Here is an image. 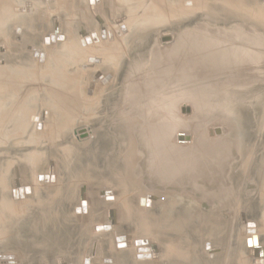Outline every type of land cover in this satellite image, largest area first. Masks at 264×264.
Wrapping results in <instances>:
<instances>
[{"label": "rangeland", "instance_id": "1", "mask_svg": "<svg viewBox=\"0 0 264 264\" xmlns=\"http://www.w3.org/2000/svg\"><path fill=\"white\" fill-rule=\"evenodd\" d=\"M40 1L41 4L43 3V7L39 8L41 10L37 12L36 20H41L40 12L42 10L45 12V16L42 14V17L44 16L42 20L44 21L39 20V23H41L39 30L36 29L38 27H29L26 19L16 22V28H19L20 35L13 31V22H7L6 25L0 28V30L8 33V39L5 42L2 41L6 43L3 44L6 49L2 50L3 53L0 58L7 59V62H5L6 65L0 66V79L4 75V78L10 80L12 86H9V93L13 90L11 97L7 100V105H5L7 107L6 114H0L6 116L4 122L0 123V164L4 166L3 173L9 182V187L16 188L14 183H11L14 178L15 182L18 180L17 178L20 180V175L16 174L15 171L16 167L18 169H21V165L28 167L30 165L29 153L31 154L37 148L41 155L36 165H39V169L44 167L43 170L53 166L54 178L51 186L39 183L38 194L29 196L27 199L24 196V198H20L21 201H19L20 199L12 201L9 192L6 191L3 199L6 201L4 205L11 207V211L9 210V213H11L10 220L26 223L31 220L32 216L34 217L35 211L42 208L50 209L49 214L54 215L52 217L54 220L55 218L58 221L63 219L66 220V223L67 221L69 223L67 235L53 237L57 241L54 240L56 243L55 247L51 248V253L48 248L46 251H43V247L31 249L29 253L36 255L32 258V264H57V257L63 258V262H67V264H79L78 261L83 264H143L141 260L135 259V249L138 247L140 239L145 241L146 245L157 247L156 253L158 255L160 252L162 253L163 246L167 245L168 248H175L174 254L161 257L155 264H220V261L221 264H236V262L238 264V261L242 258V255L239 254L241 249V251L247 249L246 256H248L250 264H252V259L253 263L256 264L254 257L252 258V254H255L254 249L258 248L261 254L264 253V4L262 0H223L216 7H204V2L192 0V5H186V8L189 7L193 11L191 17H189L190 19L182 17L176 20L170 16H163L159 22L147 26H144L140 20V7L149 4L150 1L116 0L114 7L111 8L107 5V8H103L106 15L100 19H97L92 12L88 11L86 0H78L79 2L70 0L68 6L72 8V11L67 10V14L63 12L64 15H59L63 14L62 11L65 7L63 4L58 12L52 10L50 1V3H44L42 0H38L39 3ZM66 1L69 0H65L64 5ZM97 2H100V0H97ZM183 4L178 1V4H176L178 9L177 6H174L173 9L178 11V14H183L184 9L181 7ZM239 6L243 9L237 10L236 8ZM66 15L70 17V19L67 18V23L64 20ZM87 15L93 18L92 28L98 26L103 31L104 28L109 26L108 29H114L118 35L120 32L125 33V43L120 40L119 48L115 51L111 49L105 51L107 57L104 60L102 59L101 63L98 60L93 61L94 64L90 63L86 67L83 65L86 58L82 59L74 53H69L68 50L63 49L64 46L62 45L65 43V39L68 41L67 44L72 42L70 38L72 33L78 35L81 28H84L85 31L93 30L91 27L85 26L89 24V20L86 18ZM72 18L78 20L74 22ZM59 21L61 22L59 23ZM188 27L192 28L194 35L201 34L204 37L197 38L194 42L202 39L204 41L210 40L219 46L220 43L223 44V47L227 49V56L237 53L238 56L246 57L253 53L256 58L255 62L251 63L248 62L250 60L248 57L247 61L244 60L240 66H235L236 70L222 71L219 75L213 73L212 69H208L206 65H194V72L191 76L194 102L193 104L191 102H181L179 105V112L182 116H192L195 111L197 116L199 115V120L195 126L196 132L194 131L196 134H194L195 146L198 145V149L195 147L197 151L194 148V153L197 157L199 156L201 159H207L208 157L211 160L216 153L213 150L210 151L211 146H206L205 141H203L205 137L215 140L223 136L229 140L226 146L229 145L230 148L233 145L232 141H235L233 155L227 157L229 164L225 182L217 181L215 177L217 178L218 175L214 176L211 173L213 175L211 177L210 173L207 172L208 177H198L196 181L189 184L184 182L171 184L170 180L164 181L161 176L150 174L149 168H147L150 159L144 157L141 152L135 159L133 176H129V173L126 174L118 168L117 162L120 163L121 159L115 158V160L112 154H109L110 159H106L107 154L96 153L94 156L91 155L86 158L81 155L80 164H83V168H80L81 173L77 170L76 165L78 166V164L74 162L73 158L70 160L65 158L64 160L67 151L65 141L72 142L73 136L79 139V134L83 135L82 140H80L82 143L87 140L93 142L96 139L103 143L111 138L116 140L118 146H121L127 140L126 134L122 131L125 127L126 131L131 133V144H141V142L146 141L142 135L140 122L127 115L128 110L131 109L130 106L134 104L130 101V94L136 93L143 78L150 77V73L147 72L150 57L148 55L141 56L142 43L140 39L143 36L137 32L141 29L145 30L146 39L144 40L146 42L151 41L154 32L158 35L155 44L162 48V54L165 58L164 63L167 65L166 56H168L169 50L165 48L175 41L179 35L181 36L182 32ZM98 28L95 30L96 36L98 35ZM49 32L54 34L45 37L44 44L47 46L49 58H55L56 60L51 59L52 61H50L51 72L47 71L46 75L41 76V72L46 71L47 64L33 61L31 50L32 48H40L42 37L48 35ZM28 36H30V39ZM51 36H54V42L49 40V43H47L46 38ZM56 36L63 39H56ZM73 37L75 36L73 35ZM97 39H99L98 36ZM58 41L60 43H57ZM102 42L101 45L107 44L106 36L103 37ZM11 45L17 46L18 50L8 49V46ZM20 59L26 60L24 62L26 65L29 62L28 59H30L31 66L35 70L28 74L12 66L19 63ZM57 60H60L62 64H67L66 71H64L63 66L56 62ZM96 63L97 66H95ZM101 66L107 68L99 69ZM106 72L107 74H105ZM100 76L102 77L100 78ZM107 76L108 79H106ZM104 79H106L105 82H103ZM69 84L76 85L81 89L80 97L73 98L66 95L68 91L63 86ZM107 84L109 85L107 86ZM88 86L91 89H88V96H86L85 91ZM27 88L32 89V92L35 88V92L31 93L29 97L24 96L22 93V90ZM94 92L95 95L93 96ZM219 94L221 95L218 96ZM236 94L240 95L236 100L237 102L234 101ZM223 95L234 97V99L228 101V104L221 107L227 109L226 114L220 111L221 108L218 107L221 102L220 98ZM181 96L183 97V92H181ZM233 102L240 104V107L237 106V108L242 117L237 121L235 128L230 123L232 121L230 110L235 106ZM243 104L244 106H242ZM65 107L68 110H73V112H65ZM59 109L64 112L60 113ZM27 110L28 113L25 114L24 112ZM203 111H205L204 114ZM220 112L223 113H221L222 117ZM234 115L236 116V112ZM27 116L33 118L31 120L32 126L30 125L29 130H23L19 126L21 125L20 121L27 118ZM18 118H20V121H18ZM41 118L50 120L53 123L56 119L59 121V119L67 118L66 124L69 132L63 138L65 141L60 140L61 138L50 140L49 132L42 134L36 131L34 122ZM127 119L132 121L128 126L123 124ZM56 125L58 126V124ZM6 127H8L7 130H5ZM24 133L28 136L26 137ZM36 137L39 140L37 146L34 145V140H37ZM105 147L103 146V148ZM201 153H205V155ZM89 163H91V166L84 168ZM234 163L237 168L232 173ZM131 167H133V163ZM232 174L238 176L237 185L233 184ZM210 177L213 179L209 180ZM24 180L25 178H22L21 183L28 182V180L26 182ZM33 181L36 180L30 178L29 184L32 185ZM67 184L70 185L69 188L72 187V190L68 189L66 193H64V190L63 192H57L56 188L64 187L63 185ZM27 187H29V193L26 194L30 195V186L25 188ZM110 188L117 190L118 193L111 189L112 197L110 195L103 196L102 191L108 192L107 189ZM187 188L203 195L202 198L205 202L197 210L194 209L193 215H189V211L186 210V206H188L186 202H189L186 200V196H190V194L187 193L188 191L183 192V189ZM82 191H84L83 196L86 198L87 203L89 201L90 211H93V214L96 215V220L91 225L87 223V218H89L86 215L88 214L87 211L79 213V215H86L83 219L73 213L74 206L79 204ZM142 195L152 197L155 202H162L161 207H165V211L159 210L160 206L156 207L155 203L152 204L155 209L152 207L149 209L139 207L138 199ZM177 196L181 198H177ZM39 200H41V203ZM173 200V208L171 209V201ZM33 204H39V206ZM113 210L115 211L114 216H116L114 219L116 231L118 234L127 236L125 240L128 241L129 249L124 253L121 249H115L112 240L109 253L103 254L105 251H101V249L108 248L103 247L105 237L102 235L97 236L93 226L96 223L108 222L109 213ZM166 213H170L174 220H163L162 216ZM251 219L255 220V234L257 235V246L255 247L251 243L253 248L247 245V239L251 240V238H248L250 234L247 231L250 227H247V222ZM71 221L74 223L80 222L85 229L84 234L87 235L83 239L84 244L82 247L84 248L81 247L80 249V255L84 256L83 258L77 259L75 255L67 254L65 251V248H68L72 252L75 244L72 237L76 234H74L75 229H73V232L70 231ZM208 233H211V238L206 236ZM220 234L224 240L221 239ZM211 239L215 240V244L212 242L209 249L204 251V241ZM221 240L223 241L221 242ZM50 245L53 247L52 243ZM58 247L64 250L56 257H52ZM145 249L149 250L150 248ZM251 249L252 253L250 254L249 250ZM2 250L0 249V253H9L10 250L13 251L10 253L16 252V255L0 256L4 257L5 260L3 261L8 262L9 260L6 259L8 258L11 261L14 259L15 264H24L23 258L27 249L16 246L15 251L10 247H3ZM44 253V256H38ZM214 253L216 257L212 258L211 254ZM110 256L113 260L111 262L109 261Z\"/></svg>", "mask_w": 264, "mask_h": 264}, {"label": "bare ground", "instance_id": "2", "mask_svg": "<svg viewBox=\"0 0 264 264\" xmlns=\"http://www.w3.org/2000/svg\"><path fill=\"white\" fill-rule=\"evenodd\" d=\"M42 1L44 3L50 1L51 3L50 2L49 3L52 7V10H54V11L57 10L59 12L61 10L60 6L62 4H63V6L66 7V8L64 7L62 13L64 12L65 14H67L68 11L69 12L72 11V8L70 6H68V5H70L69 4L70 0L66 1L65 5H64L65 0H46V1L42 0ZM142 1L143 2L150 1L149 4H146L143 7H140V9H141L140 20L144 26L159 22L163 16H167V17L170 16L171 18H174L176 20H177V18L179 19L182 17L186 18V19H190L189 17H191L192 12H193L189 7L186 8V5H192V0H142ZM178 1H180V4L184 3L183 5H181L182 9H184L183 14H178V11L173 9L174 6H177L176 4H178ZM200 1L204 2L203 3L204 7H216L219 4H221L223 0H200ZM72 2H79V1L78 0H72ZM186 2H188V4H186ZM262 2L264 4V0H262ZM86 4L88 6V11L92 12V14L95 15V17L97 19L98 18L100 19V18L105 17V15H106L105 10L103 8L104 7L107 8V5H109V7L111 6V8L114 7L116 5V0H100V2H97V0H86ZM173 4H175V5H173ZM42 5H43V3L41 4V1L39 3L38 0H0V20H1L0 21V28L2 26L6 25L7 22H10V23L13 22V24H14V26H13L14 30L13 31H16L19 34L20 32H19V28H16V25H17L16 22L20 21L22 19H26L29 27H31V26L33 28L38 27L36 29L39 30L41 23H39L40 19L38 21L36 20V15H37V12H39L41 10L39 8L43 7ZM92 7H94V8H92ZM176 8L178 9V6ZM236 9L242 10L243 8H241V6H239ZM40 13H41V17L40 16L39 17L42 20V18L45 16V14H44L45 12L42 10ZM64 13L59 14V15H64ZM42 14H44L43 17H42ZM72 15H75V14H72ZM67 16L68 15L65 16L66 17L65 19L63 18L64 20H66V23H67V18L70 19V17H67ZM72 17H74V16H72ZM86 18H88L89 22H88V20H86V21L89 24H87L85 26L88 28L91 27V29H93V30L85 31L84 28H81L80 31L78 32V35L72 33V37H70L72 39V42H69V44H67L68 41H67V39H65L66 40L65 43L62 45V46H64L63 49L68 50L69 53H74L82 59L86 58L85 62L83 64L84 66L89 65L90 63L94 64L93 61H97V60H98V62L101 63L102 59L104 60L107 57V56H105L107 54V52H105L106 50L111 49V50L115 51L117 48H119L120 40L122 41V43H125V39H124L125 33L120 32L121 34H123L121 36L119 33V35L121 36L120 37L117 34V32L114 31V29L110 30V29H108L109 26L106 27L105 25H104L106 27V28H104L105 33H103V31H101V27L98 28V26H96L98 28V32H97L98 35L97 36L99 38V39H97V36L95 35V30L97 28H92L93 18L89 17L88 15L86 16ZM75 20L77 21L78 19L72 18V21L76 22ZM42 21H44V20H42ZM61 21H63V20H61ZM61 21H59V23ZM59 23H58V26H59ZM43 29H41V30H43ZM144 31H145L144 29H141L137 33H139L140 35H142L144 37V38L142 37V39H140V41L142 43L141 56L145 57V55H148L150 57L149 58V68H147V72L150 73V77L143 78L141 80V82L139 83V87L136 90V93L133 92L132 94H130V98H131L130 101H131V103H134V104H133V106H130L131 109L128 110L129 112L127 113V115L132 116L133 118H135V121L140 122V124H141L140 128L142 129V135L144 136V138L146 140L145 142H141V144H139V143L131 144V142H130L131 141V137H130L131 133L129 131H126L125 127L122 131L124 134H126L127 140H125L124 144L121 146L120 145L118 146L116 143V140H113L111 138H108L107 142H103V143H100V140H98V139L93 140V142H89L87 140L85 143H82L80 140H82L83 135H81V134L78 135L79 139H77L76 137L73 136V138L71 140L72 142H67V141L63 140V138L69 132V129L67 128V124H66L67 118H65V119L62 118L63 120L59 119V121H57V119H56L55 123L58 124V126L50 120L41 118V119L36 120L34 122L35 130L41 132L42 134L49 132L50 140H52V138H55V139L61 138L60 140H63V142L65 141L66 142L65 144H67V147H66L67 151H66L63 159L65 160V158H66V159L70 160L73 158L74 162L76 164H78V166L76 165V168L80 173H81L80 168H83V164H80L81 163V155H83V157L86 158V157H89L91 155L94 156L96 153H98V154H107L106 159H110L109 154H112L114 159L115 158L121 159L120 163L117 162L118 168H120L121 171H124L126 174L129 173V176H133L132 171H133V168L135 167V159L140 155V152H141L144 154V157L150 159V163L147 167V168H149L150 174L161 176V179L163 178L164 181L170 180L169 182H171V184L175 183V182L178 184H181L182 182L189 184L191 182L196 181L197 180L196 178H198V177H208L207 172H209L210 175H211V173H213L214 176L218 175L217 178L215 177V179H217V181L219 180L220 182H225V180L227 179L228 164H229L227 157L229 155H233L235 141H232L233 145L230 148V147H228L229 145L226 146V144H228L227 142L229 141V140H227V138L222 136V137L216 138L215 140H210L209 138H206L205 137L206 135L204 134L205 140H203V141H205L206 146H208V147L211 146L212 149L210 151L213 150V152H216V153L213 156V159H211V160L208 157H207V159H204L202 156L201 157L203 159L199 158V156L197 157V155H195V153H194V148L195 147L197 148V146H198L197 144H198L199 140L196 143L197 146H195L194 134L196 132L195 126L199 120V115L197 116V114L195 113L196 111H195V112H193L192 116H188V115L182 116L179 112V105L181 102H191L192 104L194 102V97H193L194 94H193V89H192V84H191V79H192L191 76L194 72V68H193L194 65L195 66L196 65H199V66L200 65H202V66L206 65L208 67V69H212L213 73L219 75V73L222 71L236 70V67L240 66V64L244 60L247 61L248 57L250 59V60H248V62H251V63L255 62L254 61V60H256L255 56L253 55V53L249 54L246 57L242 56V55L238 56L237 53H233L232 56H227V49H226V47H223V44H221V43L219 46L218 44L213 43L210 40L204 41L203 39L200 41L196 40V42H194L195 39L200 38V37L204 38V37L201 34H195L194 35V33H192L193 32L192 28L188 27V28H186V30H184L182 32L181 36L179 35V37H177L175 41H173L171 44H168L167 47L165 48L166 50L167 49L169 50L168 56H166L167 57V65H166L164 63L165 58H164V55L162 54V52H163L162 48L159 46H156V44H155V39L158 35L155 34V32H154V35H153V38L151 39V41L146 42V40H144V39H146L145 35H144L145 34ZM178 33H179V31H178ZM51 34H54V33L49 32L48 35H45L42 37V46L40 48H32V50H31V55L33 57V61L35 60L38 63H46L47 64L46 71L41 72V74H40L41 76L46 75L47 71L51 72L52 66L50 64V61L56 60L55 58H53V59L49 58V55H47V46L44 44V38L49 37ZM126 34H128V33H126ZM7 35H8V33H5L4 30H0V57L3 53L2 50L6 49L3 46V44H6L4 42H5V40L8 39ZM73 35L75 37H73ZM132 35H134V33H132ZM105 36H106V43L107 44L101 45L103 43L102 42L103 37H105ZM28 38L30 39V36H28ZM47 39L48 38H46L45 41L47 43H49V40L47 41ZM56 39H57V36H56ZM2 41H4V42H2ZM57 43H60V42L58 41ZM234 47L236 48L237 46H234ZM17 48L18 47L15 45L8 46V49H10L12 51H15ZM42 55L44 56V58L41 57ZM20 60L21 61L19 63L13 64L12 66H15L20 71H22L24 73H28V74H29V72L35 70V68L31 66L30 59H28L29 62L27 63V65L24 63L26 60H23V59H20ZM5 62H7V59H1L0 58V66L6 65ZM56 62L59 63L60 66L64 67L63 68L64 71L67 70V68H65L67 66V64H62L60 60H57ZM95 66H97V63ZM164 66H165V68L167 66V68L166 69L163 68ZM48 68H49V70H48ZM100 68L106 69L107 67L101 66V67H99V69ZM43 70H45V69H43ZM105 74H107V72ZM108 78L109 77L107 76L106 79H108ZM105 80H103V82H105ZM12 81H14V80L12 79ZM108 85L109 84H107V86ZM9 86H12V82L10 80H8L7 78H4V75H3L0 79V114H2V113L6 114V111H7V107L5 105H7V103H8L7 100L9 99V97H11V94L13 92V90H12L11 93H9L10 92ZM63 87L67 89L68 93L66 95L68 97H73V98L74 97H80L81 89L79 87H77L76 85L69 84L67 86L64 85ZM33 89H34L33 92H32V89H30V88L23 89L25 91L22 90V93L24 96L29 97V96H31L30 95L31 93L33 94L35 92V88H33ZM88 89H91V88H89V86L86 88V91H85L86 96H88L87 95ZM43 91H45V90H43ZM77 92H79V93H77ZM181 92H183V97L181 96ZM94 95H95V92H94L93 96ZM220 95L221 94H219L218 96H220ZM239 96H240L239 94H236V99L234 101H236L239 98ZM111 97H113V95H111ZM232 99H234V97L228 96V95H223V97L220 98L221 102L218 105L219 109L222 107V105L228 104V101H230ZM236 102H233L235 104V106H233L230 110L231 111L230 117L232 119V121L230 123L233 124L232 126L234 128L236 127L237 121L242 118L241 113L237 108V106L240 107V104H237ZM242 106H244V104ZM64 111L67 113H69L70 111L73 112V110H68L66 107L64 108ZM64 111H60V109H59L60 113L64 112ZM210 111H211V109H210ZM220 111H222L224 114H226L227 109L225 110V109L221 108ZM234 111L236 112V116L234 115V113H235ZM204 112L205 111H203V114H204ZM222 112H220V114ZM24 113L25 114L28 113V110ZM211 114H212V111H211ZM222 114H221V117H222ZM5 117H6L5 115H0V123L4 122ZM206 117H207V115H206ZM224 117H226V116H224ZM212 118H213V116H212ZM32 119H33L32 117L27 116V118H23L20 121V118H18V121H20V123H21V125H19V126L23 130H27V129L29 130ZM233 119H236V120H233ZM200 122H204V121H200ZM220 122H222V121H220ZM131 123H132V121H130L128 119H127V121L123 122V124L124 125L126 124L127 126L130 125ZM198 127H201V126H198ZM230 127H231V125H230ZM7 129H8V127H6L5 130H7ZM201 130H200V132H201ZM25 136L27 137L28 135L25 134ZM41 138H42V135H41ZM231 140H230V143H231ZM38 143H39V140L37 138V140H34V145L37 146ZM200 145H202V144H200ZM103 146L104 147L106 146V147L103 148ZM203 146H205V145H203ZM83 147H86V148L84 149ZM199 147H201V146H199ZM197 149H196V151H197ZM201 154L205 155V153L204 154L201 153ZM29 155L30 156L28 157V160L30 162V165H28V167L26 165H21V169H18L16 167L15 171H16V174L18 173L20 175V180H19V178H17V176L15 174V176L18 180H16V182H15V178H14L13 181L11 182L12 184L14 183L16 188L13 186L11 188L9 187V185H8L9 182L6 180V176L3 173L4 172L3 171L4 166H3V164H0V249L2 250L3 247H6V248L10 247V248H12V250L15 251L16 246L17 247L19 246V248H22V249H27L26 250L27 252L24 254V258H23L24 264H32V258L36 256L33 253H29L31 251V249H34L37 247H41V248L43 247V251H46L48 248L50 253H51V248L55 247V243H56L55 241H57V240H55V238L53 239V237L61 236V235H67L68 227H69L68 226L69 223H68V221L66 223V220L60 219L58 221V219H56V218L54 220L52 218L54 215L51 216L49 214L51 212L50 209L40 208L39 210L35 211L36 213H35L34 217L32 216L31 220L27 221L26 223L18 222L17 220L15 221V220L9 219V217L11 216V213H9V210L11 207H6L4 205V204H6V201L3 200L4 199V193H6V191L9 192L10 199H12V201H16L15 199L24 198V196H25V199H27V198H29V196L38 194V189H39L38 184L39 183L40 184L42 183L43 185H50L51 186L53 183V180H54V178H53V166L46 169V170H43L44 167H41L39 169V165H36V162H38L40 159V155H41L40 151L36 148L31 154L29 153ZM206 156H207V154H206ZM132 163H133V167H131ZM90 166H91V163H89L88 165H85L84 168L90 167ZM236 168H237V165L234 163L232 173H234ZM41 170H43V171H41ZM229 170H231V169H229ZM21 173H22V175H21ZM113 174H115V173H113ZM213 175H211V177H213ZM211 177L209 178V180L213 179ZM22 178H25L24 181L26 182L28 180V182L27 183H21ZM30 178H32L33 180L34 179L36 180L35 182L33 181L32 185L29 184ZM66 178L68 180V176ZM237 179H238V176L232 174V181H233L234 185L238 184ZM207 182H208V179H207ZM206 184H209V183H206ZM26 186H30V191H31L30 195L26 194V193H29V187L25 188ZM63 186L64 187L56 188L57 192H63V190H64V193H66L68 191V189L72 190V187H70L71 188L70 189L69 188L70 185H68V184L63 185ZM19 187L20 188L22 187L23 191H24L21 194V197H20V194H19V197H17L16 192H15L17 190V188H19ZM111 189L112 188L107 189L108 190L107 193L102 191V195L103 196L104 195H110L112 197L113 195H111L112 194L110 191ZM112 190H114L116 193H118L117 190H115V189H112ZM114 191H112V192H114ZM183 192H187L190 194V196H186L187 197L186 200L189 201V202H186V203H188V206H189V207L186 206V208H187L186 210L189 211V215H193L194 209L197 210L199 207L202 206L203 203L205 204L204 199L202 198L203 195H201L197 191H194L191 188L183 189ZM203 192H207V191H203ZM178 197H180V196H177V198ZM19 201H21V199ZM39 201L41 203V200H39ZM81 202L82 201H81V196H80L79 204L74 206L73 213L75 216L80 217V219H83V218H85L86 215H88L89 218H87L88 219L87 223H88V225H91L96 220V215L93 214V211L92 212L90 211L89 201H88V203L86 201L85 207L82 205ZM173 202H174V200L171 201V209L173 208ZM153 203L156 204V207L160 206L159 210L165 211V207H161L162 202L161 203H159L158 201L155 202L152 197H147V195H142L138 199L139 207H144L145 209H149L151 207L154 208L152 205ZM39 204L38 205L33 204V205L39 206ZM239 205H241V204H239ZM218 206H220V205H218ZM80 211L81 212L87 211L88 214H86V215L80 214L79 215V213H81ZM167 211H168V209H167ZM114 213H115L114 210L109 213V216H108L109 221L108 222L96 223L93 226V230L95 233H97L96 234L97 236L102 235L103 237H105V242H104L103 247H105V248L108 247V248L103 249V250L101 249V251H105L104 253L102 252L103 254H105L106 252L109 253V248H110V246H112L111 245L112 240H113L115 249H117V250L121 249L123 251V253L129 249L128 248L129 247L128 241H126V240L117 241L118 237L124 236L125 238H127V236L117 233L115 223H114V219L116 218V216H114ZM172 218H173V216L172 215L170 216V213H166V214H164V216H162L163 220L173 221L174 219H172ZM177 219L179 220L180 217ZM71 222L72 223L70 225H72V226H70L71 227L70 231L73 232V229H75L74 234H76V235H73V237H72L75 240L74 241L75 244H74V247L72 249V252H70V250L68 248H65V251L67 252V254L75 255L77 257V259H79L81 257L83 258L84 256L80 255V253H81L80 249H81L82 245L84 244L83 239L87 235L84 234L85 229L80 224V222L79 223L78 222L74 223L73 221H71ZM251 222L255 223V220L251 219V220H249V222H247L248 223L247 227H250L247 231L250 234V236H248V238H251V240L247 239V245L249 247L253 248L251 243H253V245L255 247L257 246V239H256L257 235L255 234L256 233V231H255L256 223L254 224ZM180 223H181V221H180ZM180 223H178V224H180ZM175 230H176V228H175ZM114 232H116V233H114ZM113 234H115V235L113 236ZM251 235H253L252 236L253 238L251 237ZM112 236H113V238H112ZM206 236H208L210 238L212 237L211 233H208ZM220 236H221V234H220ZM221 239L224 240L223 236H221ZM223 240H221V242ZM125 241H126L127 245H126V243H124ZM212 242H213V244H215V240H213V239L205 240L203 243V245H204L203 250L205 251L206 249H209V246L212 245ZM50 243L53 244V247L50 245ZM117 246H118V248H117ZM168 247L169 246H167V245L163 246L162 253L160 252V254L158 255L156 253L157 247L146 245L145 241H142V239H140L139 245L135 249L136 250V253H135L136 258L135 259L141 260L143 262V264H155L156 262H158V260L161 257H164V256L166 257L169 254L175 253L176 250L174 247L173 248H168ZM83 248L84 247H82V249ZM145 248H150V249L148 250ZM212 248H213V246H212ZM214 249H215V247H214ZM63 250H64L63 248L58 247V249H56V253H54L56 255L53 254L52 257H56ZM259 250L260 249L255 248L254 249L255 254H252V256L254 257L256 264H264L263 263L264 258L262 256L263 254H261V252ZM8 251H9V249H8ZM10 252H13V251L10 250ZM10 252L9 253L1 252L0 256L16 255V252H14V253H10ZM44 255H45V253L39 254L38 256H44ZM211 257L212 258L216 257L215 253L211 254ZM6 259L9 261L8 262L3 261V260H5L4 257H0V264H15V261H13L14 259L12 261H11V259H8V258H6ZM15 259H16V257H15ZM225 259H226V257H225ZM80 260L82 261L83 259H80ZM107 260H108V258L106 259V261ZM63 261H64V259L61 257L56 258L57 264H67V262H63ZM109 261L110 262L113 261L112 257ZM77 263L83 264V263H80L79 261Z\"/></svg>", "mask_w": 264, "mask_h": 264}, {"label": "water", "instance_id": "3", "mask_svg": "<svg viewBox=\"0 0 264 264\" xmlns=\"http://www.w3.org/2000/svg\"><path fill=\"white\" fill-rule=\"evenodd\" d=\"M103 33H105V31L103 30ZM57 39H63L62 37H60V36H57ZM48 40H50L51 42H54V40H55V38H54V36H51L50 38H48L47 39V41ZM42 58H44V56L42 55L41 56ZM102 76H100V78H101ZM105 80V79H104ZM26 190V189H25ZM16 192V196L17 197H19V194H20V197H21V194L24 192L23 191V188L21 187H19V188H17V190L15 191ZM107 193V192H106ZM83 194H84V191L82 192V194H81V203H82V205L85 207L86 206V199L84 198V196H83ZM109 194V193H108ZM81 212V211H80ZM126 238L124 237V236H122V237H118L117 238V241H121V240H125ZM264 263V262H263Z\"/></svg>", "mask_w": 264, "mask_h": 264}, {"label": "crops", "instance_id": "4", "mask_svg": "<svg viewBox=\"0 0 264 264\" xmlns=\"http://www.w3.org/2000/svg\"><path fill=\"white\" fill-rule=\"evenodd\" d=\"M241 250H240V253L239 254L242 255L241 256L242 258H240V260L238 261V264H250L249 259H248V256H246L247 255V251H246L247 249H243V251H241ZM249 252L251 254L252 253V250H249ZM263 256H264V253H263ZM252 258H253V256H252ZM220 264H221V261H220ZM236 264H237V262H236ZM252 264H254L253 263V259H252Z\"/></svg>", "mask_w": 264, "mask_h": 264}]
</instances>
